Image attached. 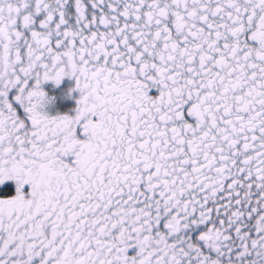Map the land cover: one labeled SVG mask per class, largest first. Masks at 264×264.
<instances>
[{
  "label": "snow or ice",
  "instance_id": "1",
  "mask_svg": "<svg viewBox=\"0 0 264 264\" xmlns=\"http://www.w3.org/2000/svg\"><path fill=\"white\" fill-rule=\"evenodd\" d=\"M0 264H264V0H0Z\"/></svg>",
  "mask_w": 264,
  "mask_h": 264
}]
</instances>
